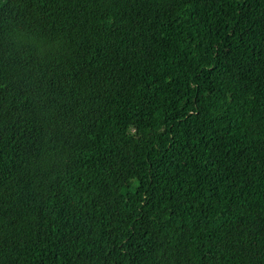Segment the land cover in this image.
<instances>
[{
  "label": "trees",
  "instance_id": "trees-1",
  "mask_svg": "<svg viewBox=\"0 0 264 264\" xmlns=\"http://www.w3.org/2000/svg\"><path fill=\"white\" fill-rule=\"evenodd\" d=\"M0 264H264V0H0Z\"/></svg>",
  "mask_w": 264,
  "mask_h": 264
}]
</instances>
